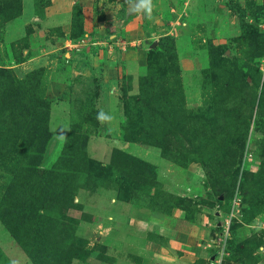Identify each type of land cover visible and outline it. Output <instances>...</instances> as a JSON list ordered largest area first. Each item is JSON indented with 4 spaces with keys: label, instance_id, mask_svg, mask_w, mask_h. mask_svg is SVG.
<instances>
[{
    "label": "rangeland",
    "instance_id": "rangeland-1",
    "mask_svg": "<svg viewBox=\"0 0 264 264\" xmlns=\"http://www.w3.org/2000/svg\"><path fill=\"white\" fill-rule=\"evenodd\" d=\"M3 1L0 68H10L18 79L30 76L33 91L43 94L47 104L51 135L39 157L33 155L35 174L43 177L50 169H65L59 159L65 141L58 139L61 134L76 132L83 148L76 161L90 177L89 187H79L61 217L71 219L73 228H66L72 243L68 245L81 246L72 263L129 262L132 227L142 237L137 255L142 260L151 255L147 242L160 240L157 232L171 238L173 228L186 223L210 228L213 253L225 219L230 218L223 264H264L260 154L264 125L256 126L264 88V0H152L151 13L126 15L127 23L136 17L127 34L117 30L115 21L101 28L97 22L108 19L102 3L108 4L110 15L117 19L130 5L128 0H95L87 3L92 31L79 39L85 42V35H94L96 39L89 41L95 44L73 57H66L62 48L70 30L67 35L55 26L38 31L40 26L29 23L20 26L22 32L15 26L10 30L17 34L11 31L4 36L5 14L15 4ZM33 1L36 14L42 16L49 0ZM78 5L82 12L80 1ZM5 6L8 12L3 13ZM112 33L115 40L110 38ZM164 36L174 40L179 65L177 74L166 77L153 75L147 63L149 49L156 48ZM217 57L229 59L224 61L229 68L232 63H249L253 78L259 76L257 83L247 76L249 87L244 84L239 89L240 100H232L231 93L225 103L222 84L209 80ZM226 72L222 69L216 75ZM33 73L41 75L37 78ZM145 77L148 88H144ZM234 88L232 84L230 90ZM101 111L112 119L98 120ZM166 116L186 121V132L161 143L146 130L170 120ZM20 145L27 147V134ZM115 151L137 160L131 172L123 167L124 157L105 171L90 167L92 161L94 166L111 165ZM18 152L23 156L26 149ZM17 156V152L8 154L4 161L0 157V197L11 181L8 162ZM252 186L260 193L256 201L251 200ZM144 219L147 225L136 226ZM153 225L160 230H153ZM21 243L0 221V264H36L24 240Z\"/></svg>",
    "mask_w": 264,
    "mask_h": 264
},
{
    "label": "trees",
    "instance_id": "trees-1",
    "mask_svg": "<svg viewBox=\"0 0 264 264\" xmlns=\"http://www.w3.org/2000/svg\"><path fill=\"white\" fill-rule=\"evenodd\" d=\"M3 2L15 4L11 13L8 12V7L3 8V13L4 10L8 12L5 14L7 17L4 22L21 14L22 0H4ZM3 2L2 4H4ZM123 11L124 8L121 12ZM84 33L81 9L78 4H74L71 14L70 37L68 38L79 40ZM177 57L174 40L170 36H164L158 41L156 48H150L148 51V69L151 68V73L155 76H159V74L165 77L175 75L179 71ZM225 60L229 61L227 58L217 57L216 64L208 78L222 84L220 92L226 94V103L227 100H230L231 93L232 100L235 98L240 100L239 89L246 84L247 76L254 77V72L251 71L249 63L244 65L232 63V66L229 65L231 69L224 66ZM9 69L0 68V157L4 161L8 154L17 152L18 156L10 158L8 162L11 181L2 191L0 197V221L21 245V241L24 240L25 246L29 249V251L27 250L28 254L31 258L37 259L36 264H73L72 260L78 254L76 251L81 250V246L70 247L68 245L72 243L68 238L66 228L72 229L73 227L69 226L71 219L65 220L61 217L63 211L66 212L71 207V200L79 187H89L91 179L76 161L78 160L77 152L83 154V148L76 132L66 133L64 147L59 157L61 163L65 165V169H50L43 177L35 174L37 170H34L31 165L34 164L33 155L36 158L39 157V151L44 149L45 142L51 135L46 120L47 104L43 94L41 95L40 92L35 94L33 91L32 80H28L30 76H27L25 80L18 79L11 74ZM222 69L227 72L217 76L216 73ZM31 75H39L36 76L39 78L41 74L33 73ZM258 80L259 76L253 78L255 83ZM24 83H28V86ZM143 84H145L144 88H148L150 84L148 77L143 79ZM232 84H235V88L230 90ZM247 87L249 84H246L245 88ZM242 91L244 92V88ZM253 96L255 97V93ZM223 105L225 104L223 103ZM258 105L260 113L256 118V126L261 123L264 125V88ZM166 118L170 120L163 123L158 122L156 126L153 125L152 128L146 130L151 131L150 136L161 143L168 142L171 137L176 138L186 132L184 123L186 121L170 116H166ZM26 134L27 147H24L20 145V142L23 141ZM23 144L25 145V143ZM260 146L262 147L260 149L261 166L264 170V139L260 141ZM21 148L26 149L23 156L18 152ZM121 157L125 158L123 167L127 169V172H131L137 165V160L120 151H115L113 162L109 166H94L95 162L93 161L89 165L105 171L114 166L117 159ZM256 183L259 186L260 182ZM251 194V200L256 201L255 196L260 193L252 186Z\"/></svg>",
    "mask_w": 264,
    "mask_h": 264
},
{
    "label": "crops",
    "instance_id": "crops-1",
    "mask_svg": "<svg viewBox=\"0 0 264 264\" xmlns=\"http://www.w3.org/2000/svg\"><path fill=\"white\" fill-rule=\"evenodd\" d=\"M80 1V5L82 6V15H83V27L85 34L92 31L91 25L89 24V20L87 17L88 13V5L87 3H95V0H49V3L44 9V14L42 16H38L35 12V5L33 0H22L21 3V14L5 23L4 25V36H10V32L14 30L13 27L17 26L20 29V26H27L29 23L34 24L35 26H40L41 29L38 31H45L46 28H51L53 26L60 28L61 32H65L64 34H68L70 30V22H71V10L74 4H78ZM86 2V3H85ZM108 4L102 3L101 9L105 10V12L109 13V15H105V21L97 22V27H105L110 23L112 24L115 21L118 31L124 29L125 33H128V27L130 24L136 22V17H133V20L129 23L125 22L128 6H125V13L121 16H118L117 19H114V14L110 15V9L107 7ZM87 7V9H86ZM113 16V18H111ZM54 19V21H50ZM68 29V30H67ZM63 30V31H62ZM94 30V29H93ZM37 34V31L35 32ZM115 33V32H114ZM112 33L110 38L115 40L116 34ZM17 34V33H16ZM87 42L84 46H82L80 52H70L68 55H73L77 53L83 54L87 46L94 45L95 42L89 41L90 38L96 39V36H88L85 35ZM121 38V37H120ZM71 40L70 38H65V43ZM139 40V39H137ZM96 41V40H95ZM99 43V42H96ZM64 45L62 48H64ZM87 54V51H86ZM67 55V54H65ZM66 56V57H69ZM34 58V57H33ZM32 60V59H29ZM27 60L26 62H28ZM174 219V218H173ZM140 222L136 223V226L147 225V220H139ZM149 221V220H148ZM171 222V221H168ZM149 223H151L149 221ZM184 222H182L183 225ZM205 224V223H204ZM210 226V221L208 222ZM154 227V225H153ZM198 227V228H196ZM152 228V227H151ZM137 229H142L141 227ZM148 229V228H147ZM153 229V228H152ZM149 230V229H148ZM155 231L160 230L154 227ZM175 230V234L173 237H169L167 233L160 234L157 232L158 235V243H150L147 242L150 249L148 252L151 253L149 257H144L142 260L137 259V255L141 252V247L139 243L142 240L140 233L138 230L131 228L130 235H129V248L132 251L131 258L129 262L120 264H208L209 259L212 257L211 243H209L210 238V228L205 227V225L198 226L196 224L186 223L184 227H177L173 228ZM149 233V231H148ZM161 243H160V242ZM163 242V245H162ZM206 260V261H204Z\"/></svg>",
    "mask_w": 264,
    "mask_h": 264
},
{
    "label": "built area",
    "instance_id": "built-area-1",
    "mask_svg": "<svg viewBox=\"0 0 264 264\" xmlns=\"http://www.w3.org/2000/svg\"><path fill=\"white\" fill-rule=\"evenodd\" d=\"M121 41V45L125 46V42ZM87 42H84V40H79L78 42H74L72 40H68L67 43L64 45V55L69 56L68 54L70 52H80L82 46H84ZM66 59V62H68ZM230 226V218L225 219V223L223 224V232L218 237V240L216 241V247L214 249V252L212 254V257L209 259V264H223L225 257L228 255L227 249H226V243L228 239V231Z\"/></svg>",
    "mask_w": 264,
    "mask_h": 264
},
{
    "label": "clouds",
    "instance_id": "clouds-1",
    "mask_svg": "<svg viewBox=\"0 0 264 264\" xmlns=\"http://www.w3.org/2000/svg\"><path fill=\"white\" fill-rule=\"evenodd\" d=\"M129 4H134L135 3V0H128ZM136 8L138 10L140 9H143L145 10L146 12L148 13H151L152 11V0H141V3L136 5ZM97 119L100 120V121H108V120H111L112 117L107 115L106 113H104L103 111L99 112L98 116H97ZM58 139H65V136L63 134H61Z\"/></svg>",
    "mask_w": 264,
    "mask_h": 264
},
{
    "label": "water",
    "instance_id": "water-1",
    "mask_svg": "<svg viewBox=\"0 0 264 264\" xmlns=\"http://www.w3.org/2000/svg\"><path fill=\"white\" fill-rule=\"evenodd\" d=\"M137 1V4L136 3H134V4H131L129 7H128V9H127V14L126 15H128L129 13H133V12H139V11H143V9H140V10H138L137 8H136V5H138V4H140L141 3V0H136Z\"/></svg>",
    "mask_w": 264,
    "mask_h": 264
}]
</instances>
